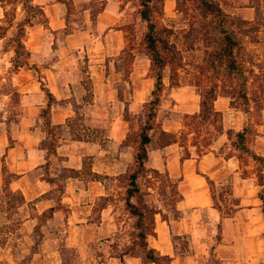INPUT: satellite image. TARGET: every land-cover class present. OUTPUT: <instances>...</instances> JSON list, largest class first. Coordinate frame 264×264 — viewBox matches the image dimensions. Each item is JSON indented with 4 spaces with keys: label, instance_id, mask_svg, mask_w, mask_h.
Here are the masks:
<instances>
[{
    "label": "crops",
    "instance_id": "obj_1",
    "mask_svg": "<svg viewBox=\"0 0 264 264\" xmlns=\"http://www.w3.org/2000/svg\"><path fill=\"white\" fill-rule=\"evenodd\" d=\"M34 2L46 12L48 28L29 26L24 39L28 64L14 70L15 49L0 52V59L11 68L9 81L20 96L21 108L18 121L5 117L2 122L0 187L4 185L5 164L15 175L9 183L11 190L24 197L19 208L28 214L21 228H27L29 237L40 228L41 215L51 211L42 224L47 230L34 258L51 255L56 256V264H64L61 250L65 246L76 250L83 264H156L122 249L124 244L117 238L124 232L125 219H120L112 202L119 176L134 164L139 141V133L136 141L131 139L126 115L139 113L152 98V69L140 64L138 58L128 74L123 75V67H117L116 58L120 56L121 61L126 49V36L122 28L111 27L122 18L113 0L95 17L93 31L88 25L70 30L63 37L58 34L67 28L65 4L56 0ZM4 13L0 3V23ZM47 30L57 33L50 35ZM2 42L3 37L0 45ZM256 50L264 60V42L258 43ZM163 82L155 121L159 126L150 132L146 165L167 172L177 183L182 198L176 209L181 215L171 219L156 214L155 234L148 236L149 246L172 256L171 264H212V254L220 264H244L241 227L249 226L261 209L257 165L250 157L249 162L243 161L227 132L243 130L248 117L232 106L228 96L219 95L214 106L222 113L223 132L212 141L208 152L199 156L191 149V157L182 160L179 141L162 145L154 132L161 129L178 137L182 123L174 113H198L201 96L191 85H172L164 76ZM47 92L54 97L49 115L52 126L69 131L62 135L52 154L44 146L50 135L42 115L49 103ZM74 118L81 120L80 128L68 126ZM249 146L264 156V117ZM205 175L216 184L232 185L239 200L232 216L224 217L214 207ZM57 188L59 197L55 195ZM99 201L104 204L98 205ZM184 236L190 240L189 252H181L176 244ZM48 262L43 259L39 264Z\"/></svg>",
    "mask_w": 264,
    "mask_h": 264
},
{
    "label": "rangeland",
    "instance_id": "obj_2",
    "mask_svg": "<svg viewBox=\"0 0 264 264\" xmlns=\"http://www.w3.org/2000/svg\"><path fill=\"white\" fill-rule=\"evenodd\" d=\"M56 1L64 3L67 9V28L63 31H59L58 34L60 37H63L65 33L70 30L80 29L88 25L93 31L95 17L105 8L110 0ZM113 1L117 3L119 10L118 14H121L122 18L111 27L114 29L122 28L126 36V49L121 57V61L120 56L116 58L117 67H123V75L126 73L128 74L133 66L135 58H138V60H141L142 62L140 64L150 65L149 68L152 69V61L144 43V34L147 30V24L141 18L140 0ZM182 1H187L188 5L191 3L190 0ZM227 1L229 4H224V7L229 12L239 14L247 19L255 17V9L248 7L251 0ZM0 3L4 8V12L7 11V15L4 13V17L0 23V25L3 24V28H5V36L3 37V42L0 45V52L2 50L8 51L10 48H14L15 42L13 39L16 37L18 32V24L25 17H27V15H34L32 16V22L30 25H37L38 28L41 27V29L48 28V18L46 12H35V14L30 11L28 12L27 9L24 8V0H0ZM33 3L36 4L34 0ZM240 5L242 7H239ZM85 9H87V16L85 14ZM157 9L158 10L154 14V19L158 27L161 29L163 38L167 41V43L163 44V46L161 44L162 52L168 61L163 73L164 77L166 79L169 78L170 81L172 77L174 84L178 83L180 85H191L194 90L200 94V89L206 84V82L202 74L199 73V70L200 67L202 68L205 65L204 56L207 48L203 42L196 41L192 37L186 36V33L189 30V22L188 19H186V16L178 10V0H164L162 4H157ZM30 25H27L26 27V35L24 36V39H26V36L28 35ZM51 32L55 34L57 33L47 30V34L52 35ZM261 39V42H264V31L261 34ZM252 48L256 49L255 45H252ZM258 56L259 60L256 62L255 70L256 75L251 76L253 81L249 83L248 92L249 95L258 97L260 101L257 103L251 101V107L253 108L250 114L251 117L244 111V101L242 98L236 97L235 99H232L228 96L231 100L232 106L244 112V114L248 117L247 126L250 127L248 143L254 141L258 124L262 122L264 117V109L261 110L258 108L260 105L264 107V100L261 101L260 99L261 96L264 97V87H261L264 83V78L261 74L262 69L264 70V60L259 54ZM25 57L26 54L24 52L21 55V58L23 59ZM4 61L6 60L0 59V131L4 127V123L2 122H4L5 117L18 121L21 111L19 105L20 96L16 91H14V88H12V84L9 81L11 68L7 67ZM5 77L8 78L7 81L3 80ZM218 84L220 85L218 92L221 93V95H226L224 91H232V88L230 87L224 88L220 81ZM3 92L9 94V98H7ZM147 111L148 108L146 102L144 104V108L139 113L131 115L128 112L126 115L131 125V139H135V141L137 140V135L141 126L145 122ZM174 116L182 123L178 139L185 138L186 132L190 130L189 126L184 127L186 115L180 116L178 113H174ZM80 124H82L81 120H79V118H74V120L69 122L68 126L71 125L73 129H77V125L78 128H80ZM155 125L157 127L159 126L156 122ZM66 130L68 129L65 128L62 130L58 127H52L48 139L44 142V146H46L49 150V154H52L51 149L53 143L57 142L58 145L62 135L69 132ZM154 135H157L158 142L161 143V138H163L162 130H156ZM217 136L218 135L215 133L214 126L205 124L199 134L191 133L190 135H187V142L185 141V143L186 146H190V150L192 149L196 154H198L196 146L190 145V141L194 137L196 138L195 140H192V142L196 141L200 149L203 150V144L212 142ZM1 143L2 142H0V162L3 160L2 153L4 151ZM185 151V148L182 147V152L184 153ZM243 161L247 163L249 162V158L244 155ZM251 162H253V160H251ZM48 165L49 162L46 164V168H44L45 171L48 168ZM129 171L131 172L129 169L127 173H129ZM127 173H123L119 176V179L114 187V196L112 197V202L115 205L117 212L120 213V219H125V223L123 224L124 232L121 237L117 238H120V241L124 245L125 243L131 241L133 233H136L135 217L128 215L129 211L126 208L124 201L126 188L128 186V179L126 176ZM139 184L150 209L160 211L163 216L171 219L178 218L181 215V212L175 207L177 203V195L175 194L177 183L170 182L167 179L165 172H162V174H155L151 171H147L146 174L139 178ZM59 185L60 187H63L61 182ZM222 187L223 184H217L216 186L218 196L222 191ZM257 191V197L259 198L261 207L260 213L253 218L249 226L247 225V227H241L242 233L240 238H242V254H244L243 249L245 250L244 264H264V203L260 197V195L264 196V186L259 184L258 179ZM59 192L60 189L57 188L55 195H60ZM16 196L4 190L3 187H0V264H32L33 262L39 264L43 259L49 261L48 263L50 264H56V256H37V258H34V252H36V250L39 249V245L42 244L45 231L47 230L42 227L44 226L42 224L47 222V216L49 213H47L44 217H40V221H42L40 228L36 229L32 236L29 237L27 228H21L22 219L28 213L26 209L24 210V208H19L18 197ZM102 203V201H99L98 205H101ZM222 205L223 213H226L228 211L227 203L224 201L222 202ZM59 206L63 208L62 205ZM245 233L246 235L249 234V238L246 237ZM255 235L256 239H252V236ZM176 244L181 252L190 251V240L186 236L177 239ZM124 245H122V249L125 248ZM61 253L64 264H83L82 257L76 250L63 246ZM252 260L253 262L250 263ZM210 261L212 264H220V261L216 260V257L213 254L210 257Z\"/></svg>",
    "mask_w": 264,
    "mask_h": 264
},
{
    "label": "trees",
    "instance_id": "obj_3",
    "mask_svg": "<svg viewBox=\"0 0 264 264\" xmlns=\"http://www.w3.org/2000/svg\"><path fill=\"white\" fill-rule=\"evenodd\" d=\"M188 5L187 1L178 0V10L186 16L189 22V30L186 36L192 37L196 41L203 42L207 48L204 56L205 65L199 70L202 74L206 84L200 89L201 104L200 111L195 114L186 115L185 126H189L190 130L186 132L185 138L178 139L175 134L162 131L161 143L162 145L178 142L185 148L182 160L191 157L190 146H186L187 135L191 133L199 134L202 131V127L205 124L214 126L215 133L219 135L223 132L222 125V113L217 111L214 106V102L221 93L218 92L220 81L225 87L232 88V91H224L226 96L232 99L240 97L244 101V111L251 117L252 107L251 101L254 103L260 101L258 97L249 95L248 88L249 83L253 80L252 75H256V62L259 60L258 52L252 45H256L262 41L261 34L264 31V1L263 0H251L248 7L255 9V17L247 19L239 14H233L229 12L224 4H229L227 0H190ZM164 0H140V14L143 21L147 24V30L144 34V43L148 51L150 59L152 61V76L155 79V88L152 91V98L147 103L148 111L146 113V119L144 124L139 130V141L137 145V151L135 154L134 164L130 168L131 172L126 174L128 179V186L126 188V194L124 197L125 206L129 211L131 217H135V229L136 233H133V238L128 243H125L124 251L134 255L142 256L147 262H154L156 264H171L173 257L170 255H162L155 248L149 246L148 236L155 234V216L160 211H154L148 207V204L144 198V193L139 184V178L146 174L147 171H151L155 174H162V172L148 168L146 161L148 159V145L152 138L150 132L155 127V120L157 116V110L161 103V96L164 89V70L168 64L165 55L162 52L161 44L167 43L162 36L161 29L158 27L154 14L158 10L157 4H162ZM24 8L29 12L44 13L43 8L40 5L33 3V0H24ZM239 7H242L241 5ZM101 12V11H100ZM7 15V11L5 12ZM32 16L27 15L18 24V32L13 39L14 49L16 52V58L13 66L14 70H17L21 66L28 64L27 57L29 52L26 50L24 44V36L26 35V27L32 22ZM4 25H0V38L5 36ZM25 52L26 57L21 58V55ZM264 78V70L261 71ZM171 77L172 85L174 84ZM264 87V83L261 85ZM49 103L48 107L44 109L42 115L45 119V125L48 133H51L52 124L50 120V107L54 101V97L50 92H47ZM261 101L264 97H260ZM264 109L262 105L258 107ZM228 137L232 141V146L241 153L243 158L246 155L250 157L257 164L256 172L259 180V184L264 186V156L256 153L250 148L248 143V137L250 133V127L246 126L241 131L229 130ZM194 137L192 140H195ZM186 139V140H185ZM190 141L191 146H196V151L199 156L208 152L210 143H204L200 149L196 141ZM189 141V140H188ZM57 142L52 145V153L56 152ZM4 185L3 189L10 194L18 197V206L24 204V197L19 191L11 190L9 183L12 178L15 177L11 174L5 164H3ZM167 179L170 182H174L170 179L167 172H165ZM10 176V177H9ZM210 193L213 198L214 207L222 212L224 217H230L237 210L239 200L233 194L232 185L230 183L223 184L222 191L219 196L216 191L217 184L209 176L205 175ZM176 183V182H174ZM63 189V187H60ZM176 185L177 195L176 202L182 198V195L178 191ZM264 203V196L260 195ZM227 203L228 211L223 213L222 202ZM176 207V206H175ZM53 210V208H52ZM51 212V211H49ZM43 213L44 217L47 213ZM162 214V213H161ZM165 217V216H164ZM167 218V217H166ZM218 241L221 240V234L217 236ZM183 252V251H182Z\"/></svg>",
    "mask_w": 264,
    "mask_h": 264
}]
</instances>
